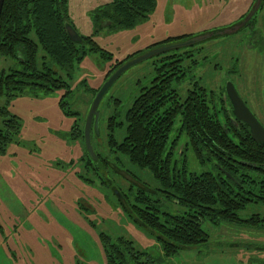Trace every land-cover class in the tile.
Instances as JSON below:
<instances>
[{
  "label": "rangeland",
  "instance_id": "1",
  "mask_svg": "<svg viewBox=\"0 0 264 264\" xmlns=\"http://www.w3.org/2000/svg\"><path fill=\"white\" fill-rule=\"evenodd\" d=\"M110 1L68 0V9L77 30L90 34L111 58L101 50L89 51L76 63L72 77H65L71 86L68 94L65 87L43 93L29 85L8 101L0 94V107L4 106L0 126L2 119L12 114L19 122L14 138L0 153V264H106L101 233L113 241L118 236L130 238L157 264H264V219L205 221L207 241L164 255L160 241L121 209L112 187L100 184L96 175L84 170L78 158L86 148L85 139L73 135L77 133L75 123L84 128L93 98L88 86H99L113 61L132 53L134 57L155 42L181 33H192L196 38L193 42L192 37L186 39L177 49L193 46L184 61L185 74L173 81L179 94L197 84L217 88L221 76L233 66L230 75L241 96L264 122V0H156L147 17L131 26H110L105 19L94 25L88 14L91 8L102 4L110 8ZM250 17L256 21L253 30L250 24L242 23ZM252 31L257 38L254 45L248 42ZM208 33L220 35H210L202 43ZM41 54L39 49L38 57ZM159 54L130 65L114 79L98 103L97 131L91 133V141L96 152L109 151L111 163L101 167L111 181L113 178L122 189L131 182L143 186L161 198L162 208L175 212L178 204L158 188L151 171L110 150L106 140L107 117L118 114L119 120L140 88L148 84ZM239 69L245 79L239 78ZM114 156H120L118 164ZM188 163L196 170L206 168L197 161ZM124 170L132 176L126 177ZM252 212L263 216L264 208L248 204L239 215L247 218Z\"/></svg>",
  "mask_w": 264,
  "mask_h": 264
},
{
  "label": "trees",
  "instance_id": "2",
  "mask_svg": "<svg viewBox=\"0 0 264 264\" xmlns=\"http://www.w3.org/2000/svg\"><path fill=\"white\" fill-rule=\"evenodd\" d=\"M155 1L112 0L110 8L106 4L98 5L88 14L92 15L94 25L108 19L110 26H131L147 17L154 9ZM66 23L74 26L68 0H3L0 10V58L3 57L0 61V94H5L7 101L9 96L22 93L27 85L43 93L65 87L68 94L71 86L65 77H72L76 63L89 51L101 50L102 55L111 58L90 34L80 33L81 42L72 40L66 31ZM193 36L192 33L167 36L159 43ZM39 49L42 54L38 57ZM184 52V48H172L160 53L153 61L154 72L148 84L140 88L119 120L118 114H110L106 119V140L110 150L126 156L139 167L148 168L159 183L158 188L178 204V209L169 212L162 208L161 198L153 196L143 186L131 182L127 189H122L113 178L111 181L101 167H107L111 162H107V148L105 153L94 150L96 159L85 148L78 158L84 170L96 175L100 184L111 186L115 194L118 191L121 209L160 241L164 255L207 241L208 233L202 225L205 221L235 223L264 219L258 212L250 213L247 218L239 215L248 204L257 203L264 208V177L255 172L258 168L264 170V142L253 140L242 122H232L221 102L218 108L215 107L212 97H203L195 88L179 94L173 81L185 74L183 62L187 55ZM132 55L113 61L105 71L103 81ZM6 59H9L8 63ZM99 86H88L92 97ZM13 89L15 91L11 92ZM62 102L61 98L59 103ZM73 127L77 129L73 135L83 138V127H77L76 123ZM18 128L15 115L2 119L0 153L5 151ZM171 130L176 132V142L181 135L184 137L181 154L179 146L168 155L165 152L167 133ZM114 158L118 164L120 156ZM188 160L197 161L206 168L196 170L189 166ZM123 172L126 177L132 176L128 171ZM82 178L94 181L88 176L82 175ZM101 237L106 264H157L130 238L118 236L113 241L104 233Z\"/></svg>",
  "mask_w": 264,
  "mask_h": 264
},
{
  "label": "water",
  "instance_id": "3",
  "mask_svg": "<svg viewBox=\"0 0 264 264\" xmlns=\"http://www.w3.org/2000/svg\"><path fill=\"white\" fill-rule=\"evenodd\" d=\"M3 0H0V10L2 6ZM66 31L69 35V37L74 41H82L81 35L77 32V30L69 23L65 24ZM196 38L192 37L190 41H194ZM184 43V42H183ZM178 45H181V43H168L163 44L158 47H152L148 49L147 51L140 53L132 58H129L125 60L123 63H121L119 66H117L109 75L108 77L100 84L99 88L95 92L89 110L88 114L86 116L84 128H83V136L85 139V146L86 150L88 151L89 155L93 157V159L97 158V155L93 149L92 141H91V127L94 128V131H97V119H98V110L97 106L98 103L103 96V94L106 92L108 87L111 85V83L114 81V79L119 76V74L125 70L130 65L143 60L149 56L161 53L170 47H177ZM225 90L230 98L231 105L233 107L234 116L236 119L242 121L244 124H246L249 127L251 137L253 140L257 142H264V126L261 124V122L258 120V118L251 113V111L248 109V107L245 105L243 100L238 94V91L234 84L228 80L225 84ZM116 194H119L118 191H116Z\"/></svg>",
  "mask_w": 264,
  "mask_h": 264
},
{
  "label": "flooded vegetation",
  "instance_id": "4",
  "mask_svg": "<svg viewBox=\"0 0 264 264\" xmlns=\"http://www.w3.org/2000/svg\"><path fill=\"white\" fill-rule=\"evenodd\" d=\"M112 1V0H111ZM168 1H170L171 2V0H168ZM156 2V1H155ZM158 2V1H157ZM163 2V1H162ZM168 3V2H167ZM166 4V3H165ZM256 5V4H255ZM249 11H250V9L249 10H247L245 13H243L242 14V16L243 17H245L246 15H248L249 14ZM254 13H252L251 15H253ZM105 22H108V19H105L104 20ZM73 22V21H72ZM256 21L254 20V19H251V17H250V19L249 20H243L242 21V23L243 24H250L249 25V27H253V25H254V23H255ZM74 23V22H73ZM238 23V21L237 22H234V24H237ZM73 26V25H72ZM76 30H77V28H76V26H75V24H74V26H73ZM235 27V26H234ZM252 30H253V28H252ZM77 32L80 34L81 32H79L78 30H77ZM84 34V33H83ZM181 34H185V33H181ZM213 34L214 33H208V34H206L205 36H203V38H202V43L206 40V39H208L209 38V36L211 35V36H213ZM254 34V32L252 31L251 33H249V36H248V42H249V44L250 43H253V45H254V43L257 41V38L253 35ZM178 35H180V34H178ZM214 35H220V33H217V34H214ZM170 36H174V37H176L177 35H170ZM210 36V37H211ZM166 38V37H165ZM189 37H186V38H181V39H177V41H174V42H171V43H181V45H183V42H185V40L186 39H188ZM160 42V40L159 41H157V42H155L154 44H153V46L152 47H158V46H161V45H163V43H159ZM190 42H193V41H190ZM170 43V42H169ZM170 43V44H171ZM166 44H168L167 42H166ZM181 45H178L177 47H170L169 49H167V50H165V51H168V50H170V49H172V48H174V49H178ZM191 45H192V43H191ZM193 46H191V47H186V48H184L185 50H186V52H184L186 55H187V58L192 54V51H191V48H192ZM261 47V46H260ZM202 48V44H201V46H200V48H199V50H198V52L200 51V49ZM262 48V47H261ZM165 51H163V52H165ZM183 64H184V62H183ZM233 71V66H231L230 67V69L228 70V72H227V75H226V73H225V75H223V76H221V78H220V81H219V85L217 86V88H215V87H213V86H211V85H209V87H208V89L205 87V86H202V85H200V84H197L196 85V87H194L196 90H198V92H199V94H201V95H203V97H206V98H210V97H212V101L215 103L214 105H215V107H217L218 108V103H222L223 104V107L225 108L224 110L226 111V113L227 114H229V116L231 117V119H232V122H234L235 124H237L238 122H242V121H240V120H238V119H236L235 118V116H234V112H233V107H232V105H231V101H230V98L228 97V95H227V93H226V90H225V84H226V82L228 81V80H230L233 84H234V86L236 87V89H237V91H238V94H239V96L241 97V99L243 100V102L245 103V105L248 107V109L251 111V113H253L257 118H258V120L261 122V124L264 126V122L256 115V112L255 111H253L249 106H248V104H247V102L245 101V99L241 96V94H240V92H239V89H238V87L236 86V82L234 81V78H232L231 77V75H230V73ZM239 73H240V75H239V78H241V79H245L244 78V73L239 69ZM230 75V76H229ZM214 92H219L218 93V95H216ZM185 94V93H184ZM217 113L218 114H220V112L219 111H217ZM243 123V122H242ZM244 124V123H243ZM244 125H246V124H244ZM247 126V125H246ZM248 127V126H247ZM248 130H249V127H248ZM94 131V128L93 127H91V133ZM249 132H250V130H249ZM167 135H168V139H167V142H166V144H165V146H164V149H165V152L167 153V155H168V153H169V151H172V150H174L177 146H179L178 147V149H179V154H181V150L183 149V147H184V139H182V135L178 138V140H177V142H176V132L174 131V130H171V131H169L168 133H167ZM251 135V134H250ZM175 141V142H174ZM109 160L107 159V162H108ZM111 163V162H110ZM257 168H258V166H257ZM255 172H259V174L261 175V176H264V170H261V169H256L255 170ZM259 179V178H258ZM143 181H141V180H138V183H142Z\"/></svg>",
  "mask_w": 264,
  "mask_h": 264
}]
</instances>
